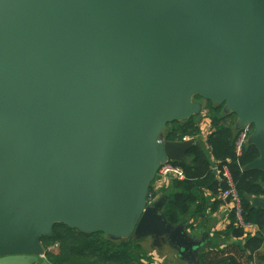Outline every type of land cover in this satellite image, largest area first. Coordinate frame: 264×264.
Segmentation results:
<instances>
[{
	"label": "water",
	"instance_id": "1",
	"mask_svg": "<svg viewBox=\"0 0 264 264\" xmlns=\"http://www.w3.org/2000/svg\"><path fill=\"white\" fill-rule=\"evenodd\" d=\"M194 96L252 125L264 171V0H0V264L38 263L54 223L194 254L148 201Z\"/></svg>",
	"mask_w": 264,
	"mask_h": 264
},
{
	"label": "trees",
	"instance_id": "2",
	"mask_svg": "<svg viewBox=\"0 0 264 264\" xmlns=\"http://www.w3.org/2000/svg\"><path fill=\"white\" fill-rule=\"evenodd\" d=\"M196 98L200 97L195 96ZM204 108L207 110L210 132L205 144L200 142L188 149L186 160L171 161L183 168L185 178H172L171 189L162 193L166 199L163 213L170 223L178 224L189 215L193 206L195 212L199 211V201L203 199L204 189L216 195L225 187L224 182L217 177L215 169L227 165L241 197L245 220L259 227V234L248 238L244 248L249 245L251 249H256L264 236V210L253 206L251 199L264 195V172L245 167L259 157V151L255 145L246 142L241 153L237 155L235 142L241 128L236 127V115L225 112L223 104L209 100H205ZM200 129L199 116L192 115L184 121L167 123L163 138L178 141L184 137L195 139ZM152 184L153 181L149 193L155 198L157 191ZM225 234L237 237L243 235V230L235 224L233 214L230 215ZM40 241L46 250L45 259L49 264H153L142 239H134L132 236L120 238L102 231L85 232L64 223H54L51 235L41 236ZM222 263L238 264L232 257L224 258Z\"/></svg>",
	"mask_w": 264,
	"mask_h": 264
},
{
	"label": "crops",
	"instance_id": "3",
	"mask_svg": "<svg viewBox=\"0 0 264 264\" xmlns=\"http://www.w3.org/2000/svg\"><path fill=\"white\" fill-rule=\"evenodd\" d=\"M194 100L200 101L202 104L198 114L201 117L200 128L202 125L206 126L200 129L197 138L194 139L184 137L183 140L192 139L196 144H199L200 142L205 144L207 134L211 129L209 119L207 117V110L204 108L205 101L202 99ZM216 170L217 169H215V172L217 173ZM217 177H219L218 173ZM171 180L172 178H168L163 183H161L159 187L165 189L164 191H169L172 185ZM219 193L213 195L210 190L204 189L203 199L199 201L201 206L200 210L195 212V206H193L189 215H186L179 222L183 224L189 236L198 242L196 252L192 255L189 254L184 257L168 243L162 241L154 242L150 237L152 246H147L146 248L147 253L152 257L153 264H165L166 255L163 253V251L166 252L170 250L173 251L172 258H178L180 261H182V264H223V259L227 257L234 258L238 264H264V236L260 246H258L256 249H251L249 245L244 248L248 238L256 237L259 234V227L255 223L256 230L251 236L244 235V231L241 237L225 234L226 228L230 222L231 214L227 210L224 202L218 198ZM163 197L164 196L161 195L157 198H161L163 200L164 208L166 199ZM256 197L264 199V195L254 196L251 199V204L253 206L262 208L261 206L257 205V203H253V199ZM45 251L46 250L44 248V257H42V259H40V261L35 264H49L45 259Z\"/></svg>",
	"mask_w": 264,
	"mask_h": 264
},
{
	"label": "built area",
	"instance_id": "4",
	"mask_svg": "<svg viewBox=\"0 0 264 264\" xmlns=\"http://www.w3.org/2000/svg\"><path fill=\"white\" fill-rule=\"evenodd\" d=\"M252 130L253 127L249 124L241 127V130L235 142V151L237 155L241 153L242 147L246 143L247 138ZM216 171L220 180H222L225 184V187L220 190L218 198L224 202L230 214L234 215L236 226L244 231V235L251 236L252 233L255 232L256 227L254 223L246 221L244 218L241 197L229 168L227 167V165H222ZM168 178L183 180L185 178L183 168L179 165L173 164L171 161L164 162L159 167L152 186L156 190L161 185V183H163ZM152 199L154 198L152 197L151 193H148V201H151ZM41 256L44 257L43 254Z\"/></svg>",
	"mask_w": 264,
	"mask_h": 264
},
{
	"label": "rangeland",
	"instance_id": "5",
	"mask_svg": "<svg viewBox=\"0 0 264 264\" xmlns=\"http://www.w3.org/2000/svg\"><path fill=\"white\" fill-rule=\"evenodd\" d=\"M193 99H195V96H194V98ZM197 99V98H196ZM199 99H202V100H204L205 101V99H203V98H199ZM197 116H199V115H197ZM201 117L199 116V119H200ZM206 125H202L201 126V128H204ZM252 133V132H251ZM251 133H250V135H251ZM249 135V136H250ZM248 136V137H249ZM247 140H248V138H247ZM246 142H248V141H246ZM156 176V175H155ZM155 178V177H154ZM152 181H154V179L152 180ZM152 183V182H151ZM154 183V182H153ZM164 190L165 189H163L162 187L160 188H157L156 189V191H157V195L155 196V198H157L158 196H161L162 195V193L164 192ZM123 238H127V237H123ZM142 242H143V244L144 245H146V246H152V241H151V239H150V237H145V238H142ZM165 249H167V248H165ZM163 253L166 255V263L165 264H182V261H180L178 258H172L173 257V251H166V252H164L163 251Z\"/></svg>",
	"mask_w": 264,
	"mask_h": 264
},
{
	"label": "bare ground",
	"instance_id": "6",
	"mask_svg": "<svg viewBox=\"0 0 264 264\" xmlns=\"http://www.w3.org/2000/svg\"><path fill=\"white\" fill-rule=\"evenodd\" d=\"M216 165V164H215ZM153 193V192H152ZM155 197V196H154Z\"/></svg>",
	"mask_w": 264,
	"mask_h": 264
}]
</instances>
